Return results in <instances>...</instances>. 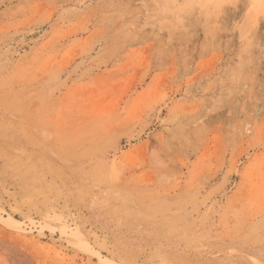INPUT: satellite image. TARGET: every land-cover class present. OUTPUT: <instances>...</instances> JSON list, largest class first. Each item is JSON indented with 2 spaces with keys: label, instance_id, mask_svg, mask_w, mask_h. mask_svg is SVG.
<instances>
[{
  "label": "rangeland",
  "instance_id": "obj_1",
  "mask_svg": "<svg viewBox=\"0 0 264 264\" xmlns=\"http://www.w3.org/2000/svg\"><path fill=\"white\" fill-rule=\"evenodd\" d=\"M0 264H264V0H0Z\"/></svg>",
  "mask_w": 264,
  "mask_h": 264
}]
</instances>
